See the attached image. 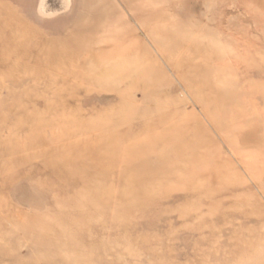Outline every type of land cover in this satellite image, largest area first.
<instances>
[{"label": "rangeland", "instance_id": "obj_1", "mask_svg": "<svg viewBox=\"0 0 264 264\" xmlns=\"http://www.w3.org/2000/svg\"><path fill=\"white\" fill-rule=\"evenodd\" d=\"M0 264H264V0H0Z\"/></svg>", "mask_w": 264, "mask_h": 264}, {"label": "bare ground", "instance_id": "obj_2", "mask_svg": "<svg viewBox=\"0 0 264 264\" xmlns=\"http://www.w3.org/2000/svg\"><path fill=\"white\" fill-rule=\"evenodd\" d=\"M52 3V2H51ZM42 10V9H41Z\"/></svg>", "mask_w": 264, "mask_h": 264}]
</instances>
